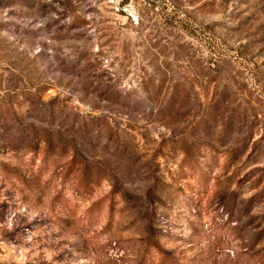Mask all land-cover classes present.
<instances>
[{
	"label": "rangeland",
	"instance_id": "1",
	"mask_svg": "<svg viewBox=\"0 0 264 264\" xmlns=\"http://www.w3.org/2000/svg\"><path fill=\"white\" fill-rule=\"evenodd\" d=\"M0 264H264V0H0Z\"/></svg>",
	"mask_w": 264,
	"mask_h": 264
}]
</instances>
